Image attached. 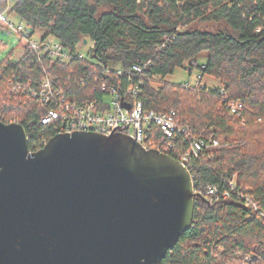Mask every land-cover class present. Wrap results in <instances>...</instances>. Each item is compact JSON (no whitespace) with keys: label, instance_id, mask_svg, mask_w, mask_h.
<instances>
[{"label":"trees","instance_id":"16d2710c","mask_svg":"<svg viewBox=\"0 0 264 264\" xmlns=\"http://www.w3.org/2000/svg\"><path fill=\"white\" fill-rule=\"evenodd\" d=\"M4 12L33 31L45 29L44 39L52 36L68 49L86 39L96 43L90 58L100 68L129 69L152 61L139 96L144 109L176 111L193 138L228 144L193 160L194 188L199 195L209 186L224 190L236 178V191L215 204L196 197L192 228L162 264H242L246 258L264 264V218L251 219L253 209L243 200L249 196L264 213V0H0ZM165 39L170 43L158 51ZM24 48L19 60L11 54L0 63V121L22 124L34 153L56 127L39 126L47 109L15 95L13 77L38 82L46 72L81 100L101 93L92 85L90 61L61 65L45 57L39 62ZM204 53L207 63L197 65ZM186 68L190 75L199 70L202 80L218 79L221 89H185L166 81ZM83 75L88 76L84 84H76ZM223 94L244 104L240 116L221 105ZM159 138V129L152 126L146 143L157 144Z\"/></svg>","mask_w":264,"mask_h":264},{"label":"water","instance_id":"95a60500","mask_svg":"<svg viewBox=\"0 0 264 264\" xmlns=\"http://www.w3.org/2000/svg\"><path fill=\"white\" fill-rule=\"evenodd\" d=\"M195 207L191 172L124 133L33 153L23 125L0 121V264H162Z\"/></svg>","mask_w":264,"mask_h":264},{"label":"built area","instance_id":"2783aa9c","mask_svg":"<svg viewBox=\"0 0 264 264\" xmlns=\"http://www.w3.org/2000/svg\"><path fill=\"white\" fill-rule=\"evenodd\" d=\"M0 22L3 23L11 32L20 35L25 41L26 47L31 54L41 62L45 57H50L61 65H70L74 61L88 60V70L94 90L101 93L99 98L83 99L72 94L67 85H61L51 78L46 72L43 78L34 82L33 80L24 81L21 78L13 77L10 81L11 91L15 95L25 96L30 104H35L40 108L47 109V113L40 119L39 126L56 127L54 136L59 134H73L75 132L97 133L111 136L114 133H124L146 149H157L171 156L174 153L179 160L192 174L194 170L193 160L209 148H219L228 146L218 140H200L192 137L189 126H182L177 117L176 111L157 113L144 109L139 96L146 80L148 68L152 66V61L142 65L135 64L129 69H107L95 66V60L82 53L79 45L74 50L68 49L58 41L50 42L41 37H35L39 30L33 31L25 24L19 22L12 23L6 12L0 13ZM170 39H165L163 45L159 46L158 51H163ZM90 44L88 42L86 45ZM96 43L91 42L90 53L94 50ZM88 78L87 75L79 77L75 83H82ZM199 81L194 85L190 82L181 83L183 88L192 89L201 86L202 76L199 74ZM126 79L128 84H124ZM156 81L161 77H155ZM225 96V94H223ZM123 103L130 105V109L124 108ZM221 105L232 115L240 116L245 109L241 101H230L226 96L223 97ZM20 124L19 122H14ZM22 125V124H21ZM152 126H156L160 132L158 143L147 145L146 139ZM53 136V137H54ZM28 142L30 136L27 134ZM49 139L43 140V148ZM42 148V149H43ZM193 180L195 176L192 174ZM236 179L229 180L228 189L222 190L218 186H209L206 192L200 195L196 192V197H200L209 204L227 201L231 198V193L236 191ZM243 200L246 206L253 209L251 219L256 216L264 218V213L259 209L257 203L249 196L244 195ZM250 264V258H246L244 263Z\"/></svg>","mask_w":264,"mask_h":264},{"label":"rangeland","instance_id":"374dc122","mask_svg":"<svg viewBox=\"0 0 264 264\" xmlns=\"http://www.w3.org/2000/svg\"><path fill=\"white\" fill-rule=\"evenodd\" d=\"M10 21L14 24H18L20 21L18 18L11 17ZM46 33L45 29H41L38 32V35L35 37L36 39H40ZM48 40L50 42H54L55 39L52 36H49ZM0 42L3 45L0 48V63L5 60L11 54H14V60H19L24 54V45L25 41L21 38L20 35L11 32L3 23L0 22ZM91 42L88 45H84L82 47V53L86 56H90L91 50ZM208 61V54H201L197 58V65L204 66ZM188 66V65H186ZM199 70H195L192 75L186 69H179L175 72V74L171 77L166 78V81L171 84H181L190 82L191 84H195L199 81ZM202 86H206L208 89H221V82L213 77H205L202 81L200 80ZM201 87V86H199ZM218 108L221 109V105H218ZM236 179V178H235Z\"/></svg>","mask_w":264,"mask_h":264}]
</instances>
